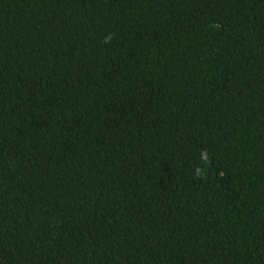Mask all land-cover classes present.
Wrapping results in <instances>:
<instances>
[{
  "label": "trees",
  "instance_id": "16d2710c",
  "mask_svg": "<svg viewBox=\"0 0 264 264\" xmlns=\"http://www.w3.org/2000/svg\"><path fill=\"white\" fill-rule=\"evenodd\" d=\"M0 264H264V0H0Z\"/></svg>",
  "mask_w": 264,
  "mask_h": 264
}]
</instances>
